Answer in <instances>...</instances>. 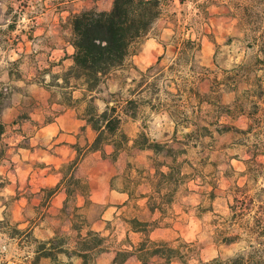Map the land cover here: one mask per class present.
<instances>
[{"label":"clouds","instance_id":"9594fccd","mask_svg":"<svg viewBox=\"0 0 264 264\" xmlns=\"http://www.w3.org/2000/svg\"><path fill=\"white\" fill-rule=\"evenodd\" d=\"M0 264H264V0H0Z\"/></svg>","mask_w":264,"mask_h":264}]
</instances>
